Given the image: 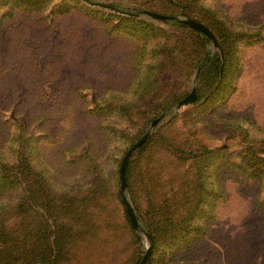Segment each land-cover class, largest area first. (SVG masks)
<instances>
[{
  "label": "rangeland",
  "instance_id": "rangeland-1",
  "mask_svg": "<svg viewBox=\"0 0 264 264\" xmlns=\"http://www.w3.org/2000/svg\"><path fill=\"white\" fill-rule=\"evenodd\" d=\"M27 1L18 0V4L25 6ZM95 1L134 12L147 9L193 16L217 31L219 27L232 31L234 66L227 67L221 89L204 94L194 104L172 107L187 95L188 88L191 91L197 71L191 72L194 53L181 44L196 35L173 20L133 17L150 24L146 26L122 18L125 30L106 34L101 26L91 23L97 17L105 19L110 11L83 0H36L33 7L37 10L11 8L17 5L14 0H0V147L22 132L24 139L32 142L28 147L33 149L36 172L43 169V174L51 175L56 196L62 186L71 189L66 195L70 205L72 188L78 190L92 180L98 172L93 165L97 164L107 176L108 205L121 217L123 209L116 196L119 164L152 121L168 110L153 128L147 149H138L132 157L128 197L139 208L137 213L146 216L154 202L150 194L154 186L148 183V176L156 179L152 173H158V162L166 165L170 159L168 153H162L163 139L174 145L185 142V148L202 144L212 153L204 156L200 165L189 162L185 168L167 170L164 166L159 171L164 181L178 172L175 187H186V181H194L198 172L207 175L204 212L192 222V227L204 230L193 232L195 238L188 246L183 245L185 238L178 245L161 241L148 264H264V180L243 173L250 167L243 158L247 147L255 145L254 151L264 148V0ZM71 6L74 15L59 19L62 14L57 11ZM57 17L55 29L50 21ZM112 18L116 23L118 19ZM174 40L182 49L179 53L169 49ZM210 46L217 49L211 41ZM162 53L177 64L166 70L159 87L141 98L131 85L135 64L144 68ZM121 103L129 104L123 107ZM22 119L23 127L17 131L14 123ZM192 141H197L195 146L190 145ZM44 162V168L39 166ZM235 163L243 166L238 168ZM20 194V188L15 187L5 197ZM57 197L62 198L58 200L62 204L66 201L61 193ZM33 219L35 223V216ZM140 233L141 244L122 245L108 257L88 264H136L148 246L146 234ZM80 246L84 251V245ZM166 246L169 252L164 253ZM61 264L83 263L69 260Z\"/></svg>",
  "mask_w": 264,
  "mask_h": 264
},
{
  "label": "trees",
  "instance_id": "trees-1",
  "mask_svg": "<svg viewBox=\"0 0 264 264\" xmlns=\"http://www.w3.org/2000/svg\"><path fill=\"white\" fill-rule=\"evenodd\" d=\"M14 1L17 5L11 8L36 9L33 7L36 0H28L25 6H23L24 4H18V0ZM85 3L87 2L85 1ZM109 4L122 10H128L113 3ZM101 10L94 11L99 14V12H102ZM57 13L62 14L59 19H68L74 15L75 11L71 6L59 9ZM108 16L117 18V22L112 23L111 18ZM108 16L105 19L97 17L98 20H94L91 24L96 27L101 26L106 34L114 31L119 32L117 30H125L124 27L126 25H123V19L126 22H141L146 26L147 24L150 25L141 19L129 16L123 17L126 15L112 11L109 12ZM188 17L208 26L220 44V49L214 50L210 46L208 37L203 32L180 21H174L179 26L188 28L196 35L190 42L184 41L183 45L181 41V44L184 50L191 48V52L195 55L190 65L191 72L199 70L198 84L196 86L198 101L204 94H215L216 91L221 89L227 73V67L234 66L232 62L234 57L232 43L235 41H231L232 31H227L223 27L217 28V31L208 22L193 16ZM58 21V17L56 21L51 19L50 25L56 29ZM166 22H170V20ZM132 26H134V23ZM146 26L145 28L147 29ZM146 31L143 30L142 32L145 33ZM172 43L169 49L179 53L182 49L178 47L177 41L174 40ZM176 64L177 61L174 58H165L163 53L157 59L149 61L144 68H140V64L136 63V74L131 79V85H134V89L132 88L133 92L135 93L136 90L137 93L141 94V98L146 99L148 93L159 87L161 78L166 70L175 67ZM133 69V66L130 67L131 71ZM189 92L190 89L188 88L185 94ZM128 104L124 105V103H121V106L124 107ZM164 107L166 105L161 108ZM90 112H93L92 108ZM42 116L47 117L46 115ZM23 121L24 119L14 123L17 131L20 127H23ZM15 134L12 138L16 139H11V141L0 147V264H61L69 260L88 264L92 263L89 261L98 262L108 257L110 252L112 253L113 250H116L115 248L119 250L122 245L141 244L143 236L135 230L122 202L120 181L118 179L116 196L123 209L122 219L108 205L106 194L109 195V192L105 189L107 176L102 169H99L97 164L93 165L98 172L94 173L92 180L85 181V184L81 185L78 190L74 191V188H72L74 192L71 195L73 199L72 205H70L69 199L66 198L68 191L71 189L68 190V188L62 186L63 190H58L59 194L57 196L61 193V196L65 197L64 199L66 200H63L62 204L58 201L62 198L57 197L53 192L54 186L51 175L43 174L41 171L43 169L38 172L35 170L38 166L34 163L32 157L31 152L33 149L28 147V144L31 145L32 143L31 140L24 139L25 136L20 131ZM152 135H149L138 151L147 149L153 137ZM163 141L166 144L161 143L162 153H168L170 159L166 162V165H164L162 160L158 162V173H152L153 177L156 176V179L148 176V183L154 186L150 191L154 200L153 206L146 211L147 215L144 216L137 213L139 208L137 205H133L140 223L145 226L152 238L150 258L154 252H158V245L161 241H166L169 245H178L182 243L180 240L185 238L187 243L183 245L188 246L195 238L191 237V234L195 231L198 233L204 230L202 226L192 227V222L204 212L203 203L206 200L209 188V179L207 180V175L203 173L198 172L196 179L192 182L187 180L185 183L186 187H175L173 183L178 172L164 181L162 172L159 170H162L161 168H164V166H167V170L170 167L176 169L185 168L189 162H195L200 165L212 151L202 144H199V147L185 148L182 146L185 142L180 145H174L166 139H163ZM196 143L197 141H192L190 145L195 146ZM255 147V145L247 147L243 155V158L248 160V166H250L243 173L250 178L264 180V157L261 156L264 148L260 149L257 147V151H254ZM255 154H258L257 158H254ZM39 160L43 161L41 156ZM243 163L245 164V162ZM133 164L134 159H131L126 169L128 191H131ZM45 165V162L44 164H39L43 168ZM235 165L238 168L243 166V164L238 163H235ZM245 165L247 166V163ZM119 170H117V178ZM183 172L186 175V171ZM183 172L180 174H183ZM15 187L20 188V197H5ZM50 193H52L51 196H49ZM158 196L159 199L156 200ZM34 216L36 218L35 223L32 222ZM18 217L19 220L17 221ZM80 244L84 245V251L80 249L82 248ZM163 252H169V246H166ZM142 258L143 256H139L136 264H139Z\"/></svg>",
  "mask_w": 264,
  "mask_h": 264
},
{
  "label": "water",
  "instance_id": "water-1",
  "mask_svg": "<svg viewBox=\"0 0 264 264\" xmlns=\"http://www.w3.org/2000/svg\"><path fill=\"white\" fill-rule=\"evenodd\" d=\"M85 1L93 7L105 9L108 11H112V12L119 13L122 15H127L130 17L140 18V17L146 15L152 19H155V20L180 21L182 23H185V24L203 32L208 37V39L213 43L214 48L220 49V44L218 42V39L216 38V36L212 32V30L208 26H206L204 23H202L196 19H193L191 17H180L177 15L164 14V13H160V12L152 11V10H147V9H144V10H141L138 12H132V11H128V10L119 9V8L115 7L114 5L109 4V3L95 2V1H90V0H85ZM198 73H199V70L196 71V75H195L193 82H192L191 91L184 98L178 100L172 107H174L175 109H180L184 106H188V105H191V104H194L197 102L198 96L196 93V81H197ZM167 111L168 110H166L161 115L156 117L152 121L151 126L148 129V131L145 132L144 135L134 145H132L129 148V150L127 151V153L124 155V157L122 159V162L120 165V170H119L120 194L122 197V202L126 208V211L130 217V220H131L135 230H137L138 232H144L146 234L147 239H148V246H147L146 253L144 254V256H143V258L139 264H148L149 263L150 255H151V251H152L151 236L149 233H147L144 230L143 226L141 225V223L138 219L136 210H135L132 202L130 201V199L128 197V184H127V177H126V169H127V166L129 164L130 160L132 159L134 153L145 143V141L147 140V138L151 134L153 128L156 127V125L165 117Z\"/></svg>",
  "mask_w": 264,
  "mask_h": 264
}]
</instances>
